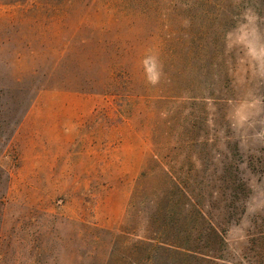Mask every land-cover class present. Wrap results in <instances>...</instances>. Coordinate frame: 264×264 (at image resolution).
<instances>
[{"label":"rangeland","instance_id":"1","mask_svg":"<svg viewBox=\"0 0 264 264\" xmlns=\"http://www.w3.org/2000/svg\"><path fill=\"white\" fill-rule=\"evenodd\" d=\"M0 264H264V0H0Z\"/></svg>","mask_w":264,"mask_h":264},{"label":"clouds","instance_id":"2","mask_svg":"<svg viewBox=\"0 0 264 264\" xmlns=\"http://www.w3.org/2000/svg\"><path fill=\"white\" fill-rule=\"evenodd\" d=\"M145 71L147 74L148 82L155 85L159 82L161 69L158 66L157 59L149 56L144 60Z\"/></svg>","mask_w":264,"mask_h":264}]
</instances>
